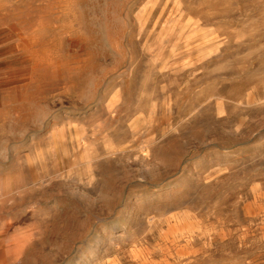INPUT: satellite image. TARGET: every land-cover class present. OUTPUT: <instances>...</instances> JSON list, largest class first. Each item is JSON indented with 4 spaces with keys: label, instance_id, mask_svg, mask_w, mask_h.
<instances>
[{
    "label": "rangeland",
    "instance_id": "374dc122",
    "mask_svg": "<svg viewBox=\"0 0 264 264\" xmlns=\"http://www.w3.org/2000/svg\"><path fill=\"white\" fill-rule=\"evenodd\" d=\"M230 1L0 0V264H264V0Z\"/></svg>",
    "mask_w": 264,
    "mask_h": 264
},
{
    "label": "bare ground",
    "instance_id": "6f19581e",
    "mask_svg": "<svg viewBox=\"0 0 264 264\" xmlns=\"http://www.w3.org/2000/svg\"><path fill=\"white\" fill-rule=\"evenodd\" d=\"M216 1H217V0H216ZM221 1H223V0H221ZM232 1H233V0H232ZM232 1H230V2H232ZM235 1H236V0H235ZM236 2H237V1H236ZM236 2H235V3H236ZM233 3H234V2H233ZM230 4H231V3H230ZM230 4H229V5H230ZM261 4H262V3H261ZM219 5H220V4H219ZM219 5H218V6H219ZM235 5H238V4H235ZM256 5H257V4H256ZM220 6H221V5H220ZM145 7H146V6H145ZM238 7H239V5H238ZM232 8H233V7H232ZM149 9H150V7H149ZM233 9L236 10V8H233ZM262 9H264V8H262ZM147 10H148V9H147ZM219 10H220V8H219ZM229 10H230V8H229ZM231 11H234V10H231ZM146 12H147V11H146ZM239 12H240V11H239ZM183 13H184V12H183ZM235 13H238V12H235ZM178 14H179V13H178ZM181 14H182V12H181ZM231 14H232V13H231ZM233 14H234V13H233ZM178 16H180V15H178ZM262 17H264V15H262ZM173 20H174V19H173ZM187 21H188V20H186L185 22H187ZM185 22H182V25H181V26L179 25V26H180V27L184 26V23H185ZM193 23H194V22H193ZM172 24H173V23H172ZM188 24H189V22H188ZM169 26H170V25H169ZM171 26H174V24L171 25ZM171 26H170V27H171ZM185 26L187 27V25H185ZM192 26H194V25H192ZM190 27H191V26H190ZM190 27H189V28H190ZM195 27H196V26H195ZM163 28H164V27H162V30H163ZM165 28H166V27H165ZM173 28H174V27H173ZM182 28H183V27H182ZM194 29H195V28H194ZM251 29H253V27H251L250 30H251ZM254 29H255V28H254ZM258 29H259V28H258ZM192 30H193V29H192ZM192 30H191V32H192ZM196 30H197V29H196ZM160 31H161V30H160ZM166 31H168V29H167ZM180 31H181V30H180ZM188 31H189V30H188ZM255 31H256V29H255ZM195 32H196V31H195ZM189 33H190V32H189ZM197 33H198V32H197ZM160 34H161V33H160ZM162 34H164V33H162ZM177 34H178V33H177ZM184 34H185V33H184ZM184 34H183V35H184ZM193 34H194V33H193ZM193 34H192V35H193ZM248 34H249V32H248ZM168 35H169V34H168ZM186 35H188V36L186 37V38H188V37H189V34L187 33ZM184 37H185V36H184ZM190 37H191V36H190ZM192 37H193V36H192ZM192 37H191V38H192ZM184 39H185V38H184ZM205 41H208V40H205ZM161 42H162V41H161ZM203 42H204V41H203ZM203 42H202V43H203ZM200 43H201V40H200ZM189 44H190V43H189ZM189 44H188V45H189ZM203 44H204V43H203ZM219 44H220V43H219ZM219 44H217V45L219 46ZM160 45H162V44H160ZM199 45H201V44H199ZM171 46H172V44H171ZM205 46H206V45H205ZM205 46H204V47H205ZM193 47H194V46H193ZM208 47H209V46H208ZM197 48H199V47H197ZM200 48H201V47H200ZM206 48H207V47H206ZM258 48H259V47H258ZM160 49H161V48H160ZM219 50H220V49H219ZM194 51H195V50H194ZM201 52H202L203 54H208V53H209V50H207V49H205V48H202V49H201ZM215 52H216V51H215ZM217 52H218V51H217ZM197 53H198V52H197ZM212 53H213V52H212ZM212 53H211V54H212ZM219 53H220V52H219ZM198 54H199V53H198ZM196 55H197V54H196ZM211 56H212V55H211ZM201 57H202V56H201ZM209 57H210V56H209ZM118 95H119V94H118ZM180 97H181V96H180ZM164 103H165V102H164ZM92 108H93V107H92ZM106 110H107V109H106ZM167 114H168V113H167ZM139 118H140V117H139ZM138 120H139V119H138ZM56 128H57V127H56ZM128 128H129V127H128ZM130 130H131V129H130ZM188 136H189V135H188ZM77 146H78V145H77ZM137 154H138V153H137ZM129 160H130V159H129ZM6 177H7V176H6ZM172 215H173V214H172ZM178 227H179V226H178ZM185 231H186V230H185ZM179 232H180V231H179ZM173 234H174V233H173ZM185 235H186V234H185ZM188 260H189V259H188Z\"/></svg>",
    "mask_w": 264,
    "mask_h": 264
}]
</instances>
